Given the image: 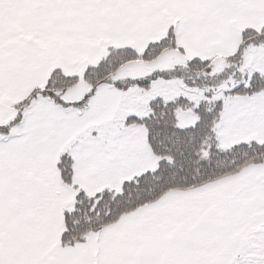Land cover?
Listing matches in <instances>:
<instances>
[{"label":"snow or ice","instance_id":"obj_1","mask_svg":"<svg viewBox=\"0 0 264 264\" xmlns=\"http://www.w3.org/2000/svg\"><path fill=\"white\" fill-rule=\"evenodd\" d=\"M0 264H264V0H0Z\"/></svg>","mask_w":264,"mask_h":264}]
</instances>
